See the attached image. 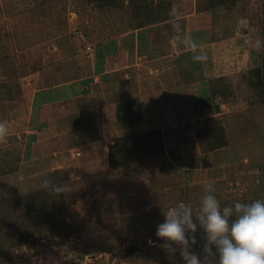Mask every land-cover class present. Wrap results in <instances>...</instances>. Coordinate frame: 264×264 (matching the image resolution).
Returning <instances> with one entry per match:
<instances>
[{"label":"rangeland","instance_id":"374dc122","mask_svg":"<svg viewBox=\"0 0 264 264\" xmlns=\"http://www.w3.org/2000/svg\"><path fill=\"white\" fill-rule=\"evenodd\" d=\"M210 1L146 0L159 18L137 27L131 0H0V264H183L147 243L163 209L183 202L195 214L206 183L222 208L264 199V102L248 85L264 49V0ZM185 36L205 62L192 60ZM157 64L172 82L151 94L171 99L163 150L111 162L116 138L159 125L143 124L137 107L129 114L136 96L121 106L128 122L118 119L119 129L107 110H73L71 78L90 82V95L103 83L111 104ZM219 127L226 144L204 151L199 139ZM10 160L14 172L1 175ZM45 179L64 190L44 188Z\"/></svg>","mask_w":264,"mask_h":264},{"label":"clouds","instance_id":"9594fccd","mask_svg":"<svg viewBox=\"0 0 264 264\" xmlns=\"http://www.w3.org/2000/svg\"><path fill=\"white\" fill-rule=\"evenodd\" d=\"M173 27L181 30L179 23ZM183 43L191 50L194 62L207 60L201 45L190 36H185ZM255 47H261L260 40ZM7 135V122L0 121V141ZM43 187L64 190L49 179L43 181ZM203 192L195 214L193 207L183 202L163 209V220L155 230L156 241L149 239L147 243L168 256L178 254L183 264H264V199L222 208L211 183L204 185ZM198 230L202 232L200 253L194 250Z\"/></svg>","mask_w":264,"mask_h":264},{"label":"trees","instance_id":"16d2710c","mask_svg":"<svg viewBox=\"0 0 264 264\" xmlns=\"http://www.w3.org/2000/svg\"><path fill=\"white\" fill-rule=\"evenodd\" d=\"M88 1L102 2L104 5H107V6H113L116 2V0H88ZM228 1H230V3L233 5L236 0H211L209 3L210 4L209 6L216 7L218 4L226 3ZM131 4L133 6V9L135 10V15L138 16L139 14V17H140V21L137 27L139 26L141 27L145 25L144 23L151 21V19L157 20L156 18H159L157 13H153L151 11L150 9L151 7L146 2V0H131ZM263 9H264V1H263ZM262 35H263V46H264V26L262 30ZM249 74L253 75L254 77V78L248 79L249 87L253 89L257 93L259 99H261L264 102V49H263L262 57L260 60V64L258 65V67L252 69ZM219 92L220 91L218 92L216 91L217 94ZM134 102H136V105L129 103L130 105L129 110H128L129 114H130V110H132L133 108L137 107L139 109V101L135 100ZM151 134L155 135L156 137L151 139L152 137ZM223 134L224 133H223L222 127L221 128L219 127V129H215V128L208 129L207 131H205V135H204V137H206V141L203 142L202 139L201 140L199 139V144L201 148L203 144H208L207 148H205L204 151H208L210 149H215V148L224 146L226 144V141L223 138L224 137ZM201 137L202 136H200V138ZM114 141L115 142H113L111 145H109V147H107L108 148L107 155L109 156L110 161L112 158L115 161H117L118 164L137 160L136 157L140 155L139 154L140 152L142 154L143 150L151 151V149L153 148L150 154L159 153L160 151L163 150V146H164L159 130H154L152 132L148 131L145 133L132 132L129 135L118 137ZM5 162L6 164H4L3 169H1L2 170L1 175L14 172L13 167L12 168L10 167L13 161L10 160V161H5ZM6 167H8V169H6ZM33 206H34L33 203H29L26 206V209H27L26 211L28 212L27 217L31 216L30 215V213L32 212L31 207ZM200 232L201 231L198 230V232L196 233L198 243L197 245L194 246V249L198 248V250L196 251L197 253H200L201 251V236H202L201 233L202 232L201 233Z\"/></svg>","mask_w":264,"mask_h":264},{"label":"crops","instance_id":"0c3cea01","mask_svg":"<svg viewBox=\"0 0 264 264\" xmlns=\"http://www.w3.org/2000/svg\"><path fill=\"white\" fill-rule=\"evenodd\" d=\"M151 60H154V59H151ZM154 61H157V60L155 59ZM161 64H162V62H161ZM161 64L160 65L157 64L158 66H156L155 69L151 68V69L147 70V72L144 75L145 77L143 79V86H141L139 88L137 85V87H138L137 88L135 85L133 89L132 88L127 89L126 95H123L122 97L116 96L115 101L111 102V104H108L109 102L107 103L105 101V94L103 93V91H101L102 85H104L103 83H102V85L101 84L99 85V83H96L95 85H93V93L94 94L92 95V93H91V95H90V93L88 92L90 90V88L88 86V84L90 82H87L86 79H83V76L75 78V74H74L73 77L71 78V81H70L71 83L72 82L74 83L73 85H74V89H75V91L72 90L70 92V94L72 95V96L70 95L72 97V98L71 97L70 98H71L72 102L74 101V103H75V105H73V110L77 109L78 106L81 108V106H83L85 103L91 104V108L86 109L83 107V109L81 108L82 110H80L79 112H81V111L82 112L83 111L84 112L85 111H93V113L99 112V114H100V113H103L104 110H107L108 113L106 114V116L109 119H112V118L114 119L113 123H111L112 127L119 129V127L121 125L118 123V119H119V121L121 120V124H123L122 121L128 120L127 117L124 116L125 110L121 106H123L125 103H128L129 98H135V96H136V98L139 101V111H140V114L142 116L143 124H145V125L149 124V126H153V128L155 125L156 126L159 125L156 128H157V130L160 131L162 138H164L166 135H163V132H165L164 127H166V126H164V127H162V126L166 122V117L163 116L165 114H163L164 113V110H163L164 105H162V104L164 102L171 101V99L166 100V99L161 98L162 96H164L163 93L165 91L163 93H159V95H157V97H153L154 95L151 96V94H156L155 90L161 89V88L167 86L168 84H169L168 86L172 85V82L169 81L171 79L170 78L171 75H169L167 68L162 66ZM77 67L78 66L73 64V68H74L73 70L74 71L78 70ZM95 69H96V67L94 68V70ZM98 70L99 69H97V72L99 73V75H101V76L103 75L102 81L104 80L106 83L108 80V77H106L107 75H105V74H107L106 71H100V70L98 71ZM150 71H152V72L155 71L156 73L159 72L158 74H160V75L159 76H154V75L150 76L149 74L154 73V72L150 73ZM82 75H85V74L82 73ZM93 75H97V73L94 71ZM82 79L85 81H81ZM95 80L98 82V79L95 78ZM66 83L67 82H65V85H67ZM147 84H149V85H147ZM102 90H104V89H102ZM80 95H82L83 98L80 101H78V99L80 98ZM171 95H173V97L175 96L177 98L176 92L172 93ZM57 99H58V97H57ZM156 99L159 100L161 105L158 104V101ZM41 103H43V102H41ZM158 105H160V106H158ZM71 109L72 108L70 107V110ZM73 110H71V112ZM122 110H124V111H122ZM86 114H89V113H86ZM122 126H124V125H122Z\"/></svg>","mask_w":264,"mask_h":264}]
</instances>
